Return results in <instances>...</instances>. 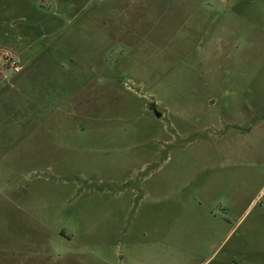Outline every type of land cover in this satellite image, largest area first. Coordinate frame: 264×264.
Returning a JSON list of instances; mask_svg holds the SVG:
<instances>
[{
    "label": "rangeland",
    "instance_id": "1",
    "mask_svg": "<svg viewBox=\"0 0 264 264\" xmlns=\"http://www.w3.org/2000/svg\"><path fill=\"white\" fill-rule=\"evenodd\" d=\"M0 264H264V0H0Z\"/></svg>",
    "mask_w": 264,
    "mask_h": 264
},
{
    "label": "water",
    "instance_id": "2",
    "mask_svg": "<svg viewBox=\"0 0 264 264\" xmlns=\"http://www.w3.org/2000/svg\"><path fill=\"white\" fill-rule=\"evenodd\" d=\"M153 111L155 112V114H156L157 116H159V115H160L158 112H156V110H155V108H154V107H153Z\"/></svg>",
    "mask_w": 264,
    "mask_h": 264
}]
</instances>
